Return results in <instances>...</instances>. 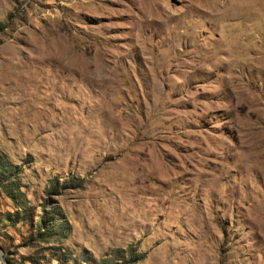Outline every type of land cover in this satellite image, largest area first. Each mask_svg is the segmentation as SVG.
<instances>
[{"label":"rangeland","instance_id":"374dc122","mask_svg":"<svg viewBox=\"0 0 264 264\" xmlns=\"http://www.w3.org/2000/svg\"><path fill=\"white\" fill-rule=\"evenodd\" d=\"M0 155V264H264V0H0Z\"/></svg>","mask_w":264,"mask_h":264},{"label":"trees","instance_id":"16d2710c","mask_svg":"<svg viewBox=\"0 0 264 264\" xmlns=\"http://www.w3.org/2000/svg\"><path fill=\"white\" fill-rule=\"evenodd\" d=\"M18 178L19 168L7 162L4 157L0 155V185L4 186V189L13 201H17L18 198H21L20 194L22 192H20L19 189ZM43 220L45 221L48 230L52 231L57 222L55 211L44 216Z\"/></svg>","mask_w":264,"mask_h":264},{"label":"bare ground","instance_id":"6f19581e","mask_svg":"<svg viewBox=\"0 0 264 264\" xmlns=\"http://www.w3.org/2000/svg\"><path fill=\"white\" fill-rule=\"evenodd\" d=\"M215 11V10H214Z\"/></svg>","mask_w":264,"mask_h":264}]
</instances>
